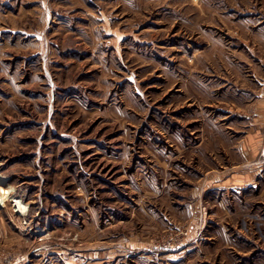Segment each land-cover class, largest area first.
Instances as JSON below:
<instances>
[{"label": "rangeland", "instance_id": "374dc122", "mask_svg": "<svg viewBox=\"0 0 264 264\" xmlns=\"http://www.w3.org/2000/svg\"><path fill=\"white\" fill-rule=\"evenodd\" d=\"M0 175V264H264V0H0Z\"/></svg>", "mask_w": 264, "mask_h": 264}, {"label": "bare ground", "instance_id": "6f19581e", "mask_svg": "<svg viewBox=\"0 0 264 264\" xmlns=\"http://www.w3.org/2000/svg\"><path fill=\"white\" fill-rule=\"evenodd\" d=\"M13 187L8 184L7 179L0 175V205L7 200V198L14 199L15 207H17L20 212L25 213L27 211L28 205L23 203L21 199H17L15 195H12ZM19 198V197H18Z\"/></svg>", "mask_w": 264, "mask_h": 264}, {"label": "crops", "instance_id": "0c3cea01", "mask_svg": "<svg viewBox=\"0 0 264 264\" xmlns=\"http://www.w3.org/2000/svg\"><path fill=\"white\" fill-rule=\"evenodd\" d=\"M226 170L222 171L223 175H225V173H229L227 171H230V169H232V171L230 172V174H234L236 172V170L233 167L230 168H225Z\"/></svg>", "mask_w": 264, "mask_h": 264}]
</instances>
